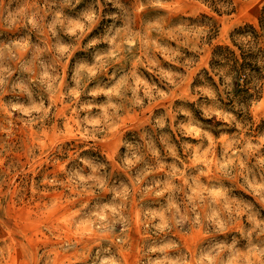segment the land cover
Segmentation results:
<instances>
[{"label": "clouds", "instance_id": "9594fccd", "mask_svg": "<svg viewBox=\"0 0 264 264\" xmlns=\"http://www.w3.org/2000/svg\"><path fill=\"white\" fill-rule=\"evenodd\" d=\"M0 264H264V0H0Z\"/></svg>", "mask_w": 264, "mask_h": 264}]
</instances>
